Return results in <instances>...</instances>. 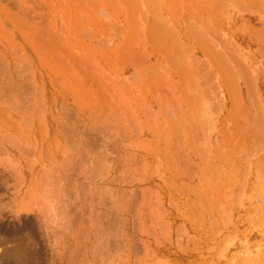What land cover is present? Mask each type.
Instances as JSON below:
<instances>
[{
	"label": "rangeland",
	"instance_id": "374dc122",
	"mask_svg": "<svg viewBox=\"0 0 264 264\" xmlns=\"http://www.w3.org/2000/svg\"><path fill=\"white\" fill-rule=\"evenodd\" d=\"M263 28L264 0H0V264H264Z\"/></svg>",
	"mask_w": 264,
	"mask_h": 264
},
{
	"label": "bare ground",
	"instance_id": "6f19581e",
	"mask_svg": "<svg viewBox=\"0 0 264 264\" xmlns=\"http://www.w3.org/2000/svg\"><path fill=\"white\" fill-rule=\"evenodd\" d=\"M238 1H239V0H238ZM236 4H237V3H236ZM256 9H257V8H256ZM244 10H245V9H244ZM246 10H247V9H246ZM248 10H250V9H248ZM217 11H218V10H217ZM238 11H239V10H238ZM229 12H230V11H229ZM229 12H228V13H229ZM241 12H242V11H241ZM220 13H221V12H220ZM228 13H227V14H228ZM244 13H245V12H244ZM221 14H222V13H221ZM234 16H235V15H234ZM221 17H222V15H221ZM225 18H226V17H225ZM225 18H223V19H225ZM227 18H228V17H227ZM238 18L241 19V16H238ZM253 18H256L255 15H251V17L249 18L250 20L247 19V20H249V21H248L249 24H250V23H257V21H258V22H263L262 20L259 21L258 18H257V21H255L256 19L253 20ZM221 19H222V18H221ZM225 20H227V19H225ZM235 20H236V19H235ZM231 21H232V20H231ZM248 22H247V23H248ZM206 23H207V22H206ZM250 25H252V24H250ZM254 27H255V26H254ZM214 28H215V27H214ZM249 29H250V28H249ZM263 30H264V28H263ZM263 30H262V31H263ZM262 31H261V32H262ZM214 33H215V32H214ZM214 33H213V34H214ZM250 33H251V32H250ZM263 33H264V32H263ZM216 34H217V32H216ZM252 34H253V36H254V33H252ZM255 35H256V33H255ZM212 36H213V35H212ZM249 36H250V35H249ZM253 36H252V37H253ZM226 37H227V36H226ZM252 37H251V38H252ZM230 38H231V37H230ZM230 38H229V39H230ZM226 39H227V38H226ZM231 39H232V38H231ZM231 39H230V41H231ZM213 40H214V39H213ZM227 41H228V40H227ZM232 41H233V40H232ZM261 42H262V41H261ZM261 42H260V43H261ZM230 43H231V42H229V46L231 47V44H230ZM232 43H233V42H232ZM224 46H228V42H227V44L224 45ZM232 46H233V45H232ZM234 46H235V44H234ZM235 47H236V46H235ZM224 48H225V47H224ZM227 48H228V47H227ZM227 48H226V50H227ZM231 48H232V47H231ZM233 48H234V47H233ZM233 48H232V49H233ZM232 49H231V50H232ZM224 50H225V49H224ZM226 50H225V51H226ZM233 50H234V49H233ZM225 51H224V52H225ZM227 51H228V50H227ZM262 51H263V50H262ZM232 52H233V51H232ZM234 52H235V51H234ZM228 53H230V52H228ZM256 53H257V52H256ZM224 54L226 55V53H224ZM227 55H228V54H227ZM227 55H226V56H227ZM262 58H263V57H262ZM225 59H226V58H225ZM227 59H228V58H227ZM228 60H229V59H228ZM224 65H225V64H224ZM230 65H231V64H230ZM239 66H240V64H239ZM233 67H234V66H233ZM233 67H232V68H233ZM241 67H242V66H241ZM236 68H237V67H236ZM239 69H240V68H239ZM232 70H233V69H232ZM225 76H226V75H225ZM229 86H230V85H229Z\"/></svg>",
	"mask_w": 264,
	"mask_h": 264
},
{
	"label": "crops",
	"instance_id": "0c3cea01",
	"mask_svg": "<svg viewBox=\"0 0 264 264\" xmlns=\"http://www.w3.org/2000/svg\"><path fill=\"white\" fill-rule=\"evenodd\" d=\"M233 19H234V20L236 19V21H235V22H236L237 24H238V22H237V21H240V20H241V19H240V18H238V17H237V18H233ZM231 22H232V21H231ZM231 22L229 23V26H231ZM251 27H254V26H253V25H251ZM255 27H256V26H255Z\"/></svg>",
	"mask_w": 264,
	"mask_h": 264
}]
</instances>
